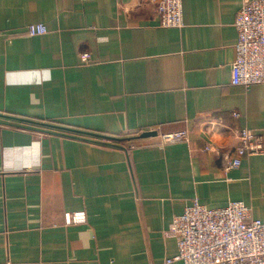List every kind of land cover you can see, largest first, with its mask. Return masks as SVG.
Here are the masks:
<instances>
[{
    "label": "crops",
    "instance_id": "0c3cea01",
    "mask_svg": "<svg viewBox=\"0 0 264 264\" xmlns=\"http://www.w3.org/2000/svg\"><path fill=\"white\" fill-rule=\"evenodd\" d=\"M241 1L162 26L149 0H0V264H182L165 230L193 197L264 219V82H230ZM242 127L263 150L227 167Z\"/></svg>",
    "mask_w": 264,
    "mask_h": 264
},
{
    "label": "built area",
    "instance_id": "2783aa9c",
    "mask_svg": "<svg viewBox=\"0 0 264 264\" xmlns=\"http://www.w3.org/2000/svg\"><path fill=\"white\" fill-rule=\"evenodd\" d=\"M154 4L158 24H183L182 0H149ZM233 25L236 31L230 82L249 85L264 82V0H242ZM46 30L41 22L26 25L30 35ZM82 62L90 60L88 51H81ZM237 114V112H234ZM239 142L227 167L237 166L241 157L261 152V134L248 127L238 130ZM159 143L187 139L181 128L156 134ZM129 143L128 147H133ZM210 149V145L205 146ZM65 224L83 222L84 209L63 211ZM165 232L176 240V252L164 262L180 260L182 264H264V219L253 217L250 206L240 199H230L223 206L209 207L193 197L180 213L174 214Z\"/></svg>",
    "mask_w": 264,
    "mask_h": 264
},
{
    "label": "water",
    "instance_id": "95a60500",
    "mask_svg": "<svg viewBox=\"0 0 264 264\" xmlns=\"http://www.w3.org/2000/svg\"><path fill=\"white\" fill-rule=\"evenodd\" d=\"M2 115V114H1ZM5 115V114H4ZM6 116V115H5ZM9 116V115H7ZM157 134V131L155 129H146L140 131L138 134H136V137H146V136H154Z\"/></svg>",
    "mask_w": 264,
    "mask_h": 264
},
{
    "label": "trees",
    "instance_id": "16d2710c",
    "mask_svg": "<svg viewBox=\"0 0 264 264\" xmlns=\"http://www.w3.org/2000/svg\"><path fill=\"white\" fill-rule=\"evenodd\" d=\"M140 132V130L139 129H136V130H132V131H128V133H131V135H133V134H138ZM134 136V135H133ZM109 137V136H108ZM110 138H112V139H114L113 141H116V140H123V139H125V138H117V137H110ZM127 138H131V137H127ZM116 139V140H115ZM157 141H159V139H158V137H157ZM127 147H128V145H127ZM129 148V147H128Z\"/></svg>",
    "mask_w": 264,
    "mask_h": 264
}]
</instances>
